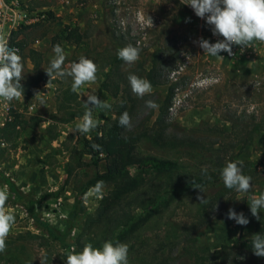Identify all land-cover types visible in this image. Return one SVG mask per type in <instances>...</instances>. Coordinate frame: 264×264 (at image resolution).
<instances>
[{"label":"rangeland","instance_id":"obj_1","mask_svg":"<svg viewBox=\"0 0 264 264\" xmlns=\"http://www.w3.org/2000/svg\"><path fill=\"white\" fill-rule=\"evenodd\" d=\"M116 1L118 6L72 13L62 10L57 0H23L43 19L12 35L24 65V94L11 101V120L0 124V184L5 177L25 195H45L35 212L63 235L69 251L79 252L87 243L99 248L111 240L129 245V264H201L203 258L208 264H264L241 247L255 234L257 222L264 223V210L257 220L248 204L251 196L264 194V61L231 63L201 55L194 43L199 22L191 6L183 4L187 0ZM69 31L82 39L66 42ZM57 44L67 53L65 68L82 55L97 64L96 82L80 91H94L111 108L94 110L100 124L89 133L72 131L87 100L71 91L72 78L53 79L46 87L44 69ZM128 44L140 49L131 65L117 57V50ZM181 51L189 53L191 63L174 81L169 74ZM214 71L220 74L217 83L191 87L196 77ZM130 74L150 81L152 92L137 97ZM255 74L261 83L252 88ZM103 82L106 87L99 92ZM175 88L183 103L172 108ZM148 100L158 108L146 107ZM125 111L131 117L128 128L118 124ZM112 128L140 136L133 151L137 157L170 160L176 166L166 171L132 169L120 180L99 189L91 186L80 195L95 173L106 170L104 160L94 163L84 153L85 145L94 137L109 143ZM229 161H243L244 174L252 178L250 193L224 186L220 172ZM190 178L202 183L186 186ZM175 179L180 190L171 191L166 184ZM65 180L57 196L48 195ZM198 195L207 203H200ZM14 202L10 193L7 208L15 224L0 264H41L42 258L46 264H66V249L38 230L23 205ZM230 208L242 212L249 223L242 226L228 219Z\"/></svg>","mask_w":264,"mask_h":264},{"label":"clouds","instance_id":"obj_2","mask_svg":"<svg viewBox=\"0 0 264 264\" xmlns=\"http://www.w3.org/2000/svg\"><path fill=\"white\" fill-rule=\"evenodd\" d=\"M186 5H190L197 17L206 19L207 25L211 27L214 36L223 37L215 43L200 38L197 43L204 50L205 54L223 58L219 55L221 52H227L233 56V45L240 46L241 51L245 47H250L253 41L264 43V0H187ZM190 20V18H188ZM54 56L50 60V65L44 69L49 77L46 87L53 79L71 77V91L82 96H87L83 101L85 112L72 130L78 134H86L95 130L100 121L93 117L94 110L110 109L111 105L98 98L94 91L81 92L80 90L86 84L95 83L97 80V64L85 56H80L78 61L71 62L65 68L67 53L59 45L53 46ZM140 49L132 44H128L117 50L118 59L131 65L139 59ZM24 79V65L19 50L9 47V42L4 35H0V101L10 103L19 100L24 94V87L21 81ZM128 81L132 92L139 98L152 92V84L147 79L138 77L135 74L128 76ZM215 78H205L202 83H216ZM39 94V93H37ZM36 94V95H37ZM43 104V101H41ZM148 108H158V105L148 100L145 102ZM121 127L131 126V117L127 111L123 112L118 119ZM92 148L96 151H102L101 146L93 144ZM206 171V169L204 170ZM224 186L237 193H250L252 189L251 176L243 173V161H229L220 172ZM194 184V181L192 182ZM103 185V181L97 182V189ZM201 192L203 188L200 185L193 186ZM9 190L5 185L0 188V253L6 251V240L13 225L15 224V215L7 208L9 199ZM202 204L207 203V199L197 196ZM250 211L253 217L260 219L261 210H264V194L251 196L248 201ZM227 218L234 220L238 225H247L249 220L245 215L237 213L230 208ZM252 251L257 257H264V235L257 233L252 237ZM129 245L120 241H105L102 247H93L91 243L83 246L82 250L77 252L75 248L66 253V264H129L128 259ZM41 264H46L45 259H40Z\"/></svg>","mask_w":264,"mask_h":264},{"label":"trees","instance_id":"obj_3","mask_svg":"<svg viewBox=\"0 0 264 264\" xmlns=\"http://www.w3.org/2000/svg\"><path fill=\"white\" fill-rule=\"evenodd\" d=\"M64 39L66 42H79L82 39L81 34H79L77 31L68 32L66 36H64ZM106 87V83L103 82L101 84V88L99 89V92L103 90V88ZM116 94V93H115ZM116 96V95H115ZM258 129H262V124H259ZM108 142H106L104 139L100 137H94V139L85 145V154L91 157L92 162L96 163L99 160H104L106 165V170L101 173H95L85 184L83 189L79 192V194H83L87 188L97 185L98 181H103L104 183H112L116 182L117 180H120L123 176L127 175L130 170H151V171H166L168 169H171L176 166L175 162L170 160H158L153 158H144V157H137L134 154V147L139 140L140 136L137 134H124L122 131L119 130V128H112L107 133ZM250 141V140H249ZM185 143V142H182ZM190 143H196V141L190 142ZM248 143V141H246ZM93 144H98L101 146L102 151H96L92 148ZM196 145V144H193ZM102 158L100 159L99 157ZM244 173V172H243ZM247 175V174H245ZM188 182L186 186L194 185V184H201V180H193V179H187ZM4 184L7 186L9 192L12 196L16 197L17 202H14V204H22L25 208V211L30 217L34 223V226L40 230L42 233L46 234L50 238H52L55 241H58L62 247L66 249L68 252V248L66 247L64 243L63 235L58 234V231L51 227L47 222H44L39 219L35 212V205L37 203L42 202L45 199V195L41 196L38 199H34L30 197L29 195H25L22 192H20L17 187L13 184L12 181L9 179L3 177ZM194 181V184L192 183ZM66 180L62 184V186L54 193L48 194L57 196L58 191L62 189L64 186ZM167 187L171 189V191H178L179 188V182L178 180H169L166 184ZM184 190L183 187H181V191ZM13 203V202H12ZM131 220L127 219L126 224H128ZM260 233L264 235V223L260 220L257 222L255 227V234ZM252 238L249 240H245L241 242V247L245 250H248L250 252L252 251ZM182 257L187 255L186 251L181 253ZM203 258V257H202ZM212 260L216 259L213 255H211ZM261 259V261L264 262V257H258ZM201 264H208L206 258L201 259ZM183 264V262H181Z\"/></svg>","mask_w":264,"mask_h":264},{"label":"built area","instance_id":"obj_4","mask_svg":"<svg viewBox=\"0 0 264 264\" xmlns=\"http://www.w3.org/2000/svg\"><path fill=\"white\" fill-rule=\"evenodd\" d=\"M58 5L62 10L68 12H80V11H97L100 8L109 5L118 6V1L116 0H57ZM114 10L118 11L117 8ZM139 17V12L137 14ZM193 17L198 19V38H204L209 40L210 43H215L217 40H222L223 37L214 36L211 31V27L207 25L206 19H201L195 15L193 12ZM43 15H39L30 10L29 6L23 2V0H0V35H4L9 42V47L16 48L19 50V47L14 44L12 41V35L17 30L22 29L23 27H29L34 24H38L42 21ZM144 25H147L148 22H142ZM38 43V40H36ZM196 48L199 53L206 58L210 55L205 54L204 50L198 46L196 43ZM232 51L234 53L233 56H229L227 52L219 53L223 58H219L220 60H226L231 63H252L256 64L257 62L264 61V43L253 41L250 47H245L243 51H241L240 46L233 45ZM218 58V57H217ZM191 58L188 52L181 51L180 60L176 65V68L172 70L169 74V79L176 80L177 75L183 72L186 68L190 66ZM262 69V73L264 74V68ZM205 78H215L218 82L220 79V74L214 71L212 74L208 76H198L191 82L192 88H204L212 84H204L202 81ZM216 82V83H217ZM260 79L258 75L255 74L254 79L251 82L252 88H257L260 85ZM214 84V83H213ZM178 89L175 88V96L172 99V108L176 106H182V98L180 100L179 96H177ZM11 103V102H10ZM10 103H5L0 101V124L3 125L4 122L10 121L11 117L9 115L10 111ZM30 109H33V105L30 106Z\"/></svg>","mask_w":264,"mask_h":264},{"label":"crops","instance_id":"obj_5","mask_svg":"<svg viewBox=\"0 0 264 264\" xmlns=\"http://www.w3.org/2000/svg\"><path fill=\"white\" fill-rule=\"evenodd\" d=\"M228 62V61H227ZM5 186V184L4 183H1L0 184V188H3Z\"/></svg>","mask_w":264,"mask_h":264}]
</instances>
